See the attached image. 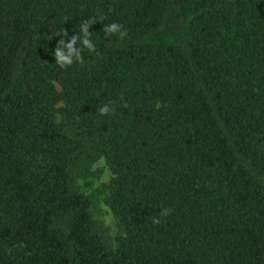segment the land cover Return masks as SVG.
<instances>
[{"label": "trees", "instance_id": "16d2710c", "mask_svg": "<svg viewBox=\"0 0 264 264\" xmlns=\"http://www.w3.org/2000/svg\"><path fill=\"white\" fill-rule=\"evenodd\" d=\"M0 264H264V0H0Z\"/></svg>", "mask_w": 264, "mask_h": 264}, {"label": "clouds", "instance_id": "9594fccd", "mask_svg": "<svg viewBox=\"0 0 264 264\" xmlns=\"http://www.w3.org/2000/svg\"><path fill=\"white\" fill-rule=\"evenodd\" d=\"M95 23L93 20L83 21L80 26V33L74 34L69 37V33L66 29L57 33V36H62L63 38L59 40V43L54 52L55 64L60 68H67L72 66L74 63L78 62L83 64V50L87 49L90 53L95 52L96 46L91 40V33L89 31L90 27ZM103 32L106 37H111L113 35L119 36L122 40L128 35L127 31L123 29L122 25L116 22L104 25ZM79 43L80 47H77ZM97 113L101 116L111 115L115 113V108L110 104H104L97 109ZM170 214V210L164 209L162 215L167 216ZM153 223L159 224L160 219L153 217Z\"/></svg>", "mask_w": 264, "mask_h": 264}, {"label": "rangeland", "instance_id": "374dc122", "mask_svg": "<svg viewBox=\"0 0 264 264\" xmlns=\"http://www.w3.org/2000/svg\"><path fill=\"white\" fill-rule=\"evenodd\" d=\"M91 170L93 175L86 180L79 179L78 184L81 190L93 200L95 206V221L99 226L108 229L112 239L111 243L114 246L119 232L116 220L106 203L109 195L108 185L113 178V174L105 159L95 162Z\"/></svg>", "mask_w": 264, "mask_h": 264}]
</instances>
